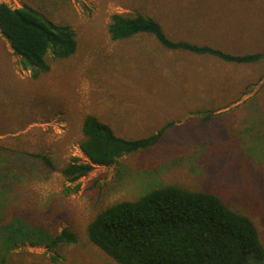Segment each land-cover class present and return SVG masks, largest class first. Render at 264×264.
I'll list each match as a JSON object with an SVG mask.
<instances>
[{"label": "rangeland", "instance_id": "rangeland-1", "mask_svg": "<svg viewBox=\"0 0 264 264\" xmlns=\"http://www.w3.org/2000/svg\"><path fill=\"white\" fill-rule=\"evenodd\" d=\"M1 2L16 8L29 2L56 25L71 27L77 44L70 57L47 54L49 70L32 79L0 35V146L43 154L52 163L39 160L45 167L37 176L11 173L15 186L0 202L3 221L19 217L34 231L55 236L67 229L77 239L48 251L30 245V232L7 264H117L87 239L86 225L100 210L164 185L218 195L252 219L264 246V0ZM139 9L156 18L172 41L262 58L238 64L170 51L149 34L112 41L110 17ZM206 113L213 117L203 120ZM86 115L131 140L171 125L154 146L110 167L95 165L76 182L77 192L65 194L76 183L65 182L60 170L74 157L86 160L79 148ZM3 155L10 166L14 156Z\"/></svg>", "mask_w": 264, "mask_h": 264}, {"label": "trees", "instance_id": "trees-1", "mask_svg": "<svg viewBox=\"0 0 264 264\" xmlns=\"http://www.w3.org/2000/svg\"><path fill=\"white\" fill-rule=\"evenodd\" d=\"M29 2L17 8L0 3V35L8 42L12 50L10 55L18 57L22 68H30L32 79H36L40 72L49 70L45 63L47 54L53 58H67L74 54L77 44L71 27L56 25ZM107 31L112 41L149 34L167 50L210 55L226 62L253 64L262 58L257 53L233 55L214 47L172 41L156 18L140 9L134 13L113 14ZM6 59L11 64L10 59ZM210 117L213 114L206 113L202 119ZM170 125L147 138L131 140L118 136L96 116L86 115L79 145L86 160L74 157L60 173L65 182L75 184L92 172L95 165L110 167L124 155L154 146ZM2 152L12 153L14 161L8 168L5 166L8 161L2 154L6 162L0 169L1 203L15 186L10 180L11 173H16V177L21 171L37 176L43 167L52 166L51 160L43 154L0 146ZM25 159H34V162L26 167L22 163ZM39 160L45 166H39ZM78 190L76 183L73 187H65L64 193ZM1 207L0 204V264L11 261V251L24 245L30 232L34 238L30 245H44L48 251L77 241L67 229L53 236L37 227L34 231L19 217L3 221L5 215ZM24 227L28 229L26 235ZM85 230L87 239L117 264H247L250 260L260 264L264 261V246L250 217L233 211L214 193L191 191L177 185H164L135 200L116 202L97 212Z\"/></svg>", "mask_w": 264, "mask_h": 264}]
</instances>
